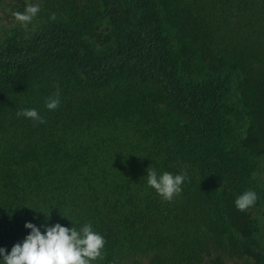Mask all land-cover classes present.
I'll use <instances>...</instances> for the list:
<instances>
[{
	"label": "trees",
	"instance_id": "16d2710c",
	"mask_svg": "<svg viewBox=\"0 0 264 264\" xmlns=\"http://www.w3.org/2000/svg\"><path fill=\"white\" fill-rule=\"evenodd\" d=\"M26 223L90 224L91 264H264V0H0V248Z\"/></svg>",
	"mask_w": 264,
	"mask_h": 264
},
{
	"label": "clouds",
	"instance_id": "9594fccd",
	"mask_svg": "<svg viewBox=\"0 0 264 264\" xmlns=\"http://www.w3.org/2000/svg\"><path fill=\"white\" fill-rule=\"evenodd\" d=\"M39 10L37 5L29 4L23 13L15 12L13 15L17 21L26 24L36 16ZM52 19H55V16ZM59 103V95L56 94L55 97L47 98L46 107L49 110H55ZM18 116L44 123L36 109L23 110L18 113ZM147 173L148 185L165 200H171L174 195H179L181 192V185L185 180L184 174L173 175L164 172L158 177L156 170L150 167ZM256 200V193L249 190L240 195L234 203L238 210L245 211L253 206ZM45 217L47 223L50 217L49 215ZM25 228L30 230V234L22 243L15 244L10 253L0 248L2 264H91L102 256V249L106 243L100 234L92 230L90 224H85L79 231L74 226L66 228L59 223L45 227L43 233L32 223H26Z\"/></svg>",
	"mask_w": 264,
	"mask_h": 264
}]
</instances>
